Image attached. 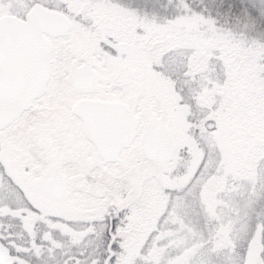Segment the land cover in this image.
Masks as SVG:
<instances>
[{
	"label": "snow or ice",
	"instance_id": "snow-or-ice-1",
	"mask_svg": "<svg viewBox=\"0 0 264 264\" xmlns=\"http://www.w3.org/2000/svg\"><path fill=\"white\" fill-rule=\"evenodd\" d=\"M0 264H264V0H0Z\"/></svg>",
	"mask_w": 264,
	"mask_h": 264
}]
</instances>
